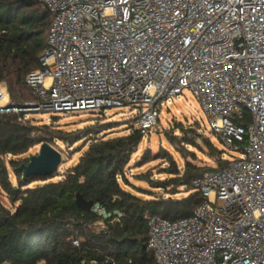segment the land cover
<instances>
[{
	"label": "built area",
	"instance_id": "1",
	"mask_svg": "<svg viewBox=\"0 0 264 264\" xmlns=\"http://www.w3.org/2000/svg\"><path fill=\"white\" fill-rule=\"evenodd\" d=\"M40 3L51 20L41 66L26 76L35 98L15 104L1 81L0 115L130 106L145 136L164 106L192 91L212 133L241 155H221L224 167L193 179L205 197L193 215L147 214V248L156 264H264V0Z\"/></svg>",
	"mask_w": 264,
	"mask_h": 264
},
{
	"label": "trees",
	"instance_id": "2",
	"mask_svg": "<svg viewBox=\"0 0 264 264\" xmlns=\"http://www.w3.org/2000/svg\"><path fill=\"white\" fill-rule=\"evenodd\" d=\"M50 20L51 13L40 0H0V82L7 83L15 104L35 98L26 76L41 66ZM25 114L0 115V187L10 204L0 199V264H156L152 250L147 248L149 225L145 216L156 214L176 220L193 215L205 199L192 186L193 179L227 164L213 141L193 126L178 123L176 129L182 136L176 151H189L195 158V151L186 145L198 148L196 139L201 136L216 156L217 165L201 166L186 160L181 171L175 156L162 148L155 156L168 163L159 171L165 178L142 171L135 177L146 181L149 188L138 186L130 182L126 168L144 134L132 124L128 133L111 135L119 124L109 121L85 129L89 136H95L87 139L77 163L68 171L59 173L58 169L47 177L23 178L18 167L28 162L24 155L49 140L47 124L38 125L30 117L19 121ZM250 121L249 112L238 120L244 126ZM36 130L40 133L35 134ZM169 137L175 144L178 135ZM80 139L71 140L72 145ZM182 187L187 193L176 197ZM157 190L164 193L157 195ZM76 192L124 215L114 220L115 215L104 218L85 210L76 204ZM75 239L79 245L74 244Z\"/></svg>",
	"mask_w": 264,
	"mask_h": 264
},
{
	"label": "rangeland",
	"instance_id": "3",
	"mask_svg": "<svg viewBox=\"0 0 264 264\" xmlns=\"http://www.w3.org/2000/svg\"><path fill=\"white\" fill-rule=\"evenodd\" d=\"M180 109V112L176 110ZM28 118L33 120L38 125L47 124L49 142L63 154V162L59 167V173L68 171L70 166L77 163L85 145L87 139L91 136H95L92 133L89 136L85 129L89 126L99 127L103 122H116L119 124L115 127L111 135H117L119 133H128V128L132 124L136 125L134 115L136 112L133 107H109L104 113L100 112H73V111H61V112H40L35 110L26 111ZM178 123H183L184 126H193L201 132L205 137H208L214 142L217 147V151H220L221 155H225V158L232 159L234 157H240L241 152L229 149L216 134H213L207 120V117L201 107L199 98L190 90L185 89L180 97L175 98L172 104L163 107V111L158 119L157 124L144 136L142 144L133 153L132 159L128 167L126 168L127 176L130 182L145 188H149L146 181L136 179V174L144 171L153 173L154 178H165V174L160 173L161 168L168 166L166 160L162 157L155 155L162 149H168L175 156L178 161L181 171L184 170L186 160H190L195 164L201 166H216V156L212 154L211 149L205 145L201 136L197 137L196 141L199 144L198 148H194L191 145H186L189 150H194L196 157L192 156L189 151H184L183 154L176 151L177 146L181 145L180 140L182 133L176 126ZM63 135V139H59L57 136ZM178 135V139H175V144L172 143L170 135ZM190 138L193 137V133L189 132ZM82 138L75 142L73 145L71 140ZM245 143V142H244ZM40 144L31 148L24 156L30 157L36 154L39 150ZM127 188H130L127 186ZM135 191V190H133ZM157 195H161L164 192L157 190ZM185 189H182L175 194L176 197L185 195ZM0 199L10 207L9 201L2 192L0 187Z\"/></svg>",
	"mask_w": 264,
	"mask_h": 264
},
{
	"label": "water",
	"instance_id": "4",
	"mask_svg": "<svg viewBox=\"0 0 264 264\" xmlns=\"http://www.w3.org/2000/svg\"><path fill=\"white\" fill-rule=\"evenodd\" d=\"M63 160L60 150L49 141H43L40 143L38 152L31 155L28 162L22 163L18 169L22 171L23 178L28 175L47 177L58 171ZM75 201L79 207L85 210H91L94 205L93 200L85 199L80 192H76Z\"/></svg>",
	"mask_w": 264,
	"mask_h": 264
}]
</instances>
